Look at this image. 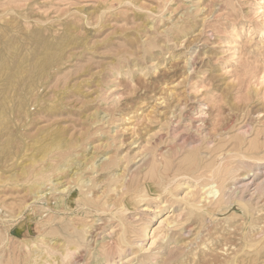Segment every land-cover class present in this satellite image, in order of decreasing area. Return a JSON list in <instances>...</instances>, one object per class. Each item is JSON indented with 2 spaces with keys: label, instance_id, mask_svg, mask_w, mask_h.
<instances>
[{
  "label": "rangeland",
  "instance_id": "1",
  "mask_svg": "<svg viewBox=\"0 0 264 264\" xmlns=\"http://www.w3.org/2000/svg\"><path fill=\"white\" fill-rule=\"evenodd\" d=\"M0 50V264H264V0H0Z\"/></svg>",
  "mask_w": 264,
  "mask_h": 264
},
{
  "label": "bare ground",
  "instance_id": "2",
  "mask_svg": "<svg viewBox=\"0 0 264 264\" xmlns=\"http://www.w3.org/2000/svg\"><path fill=\"white\" fill-rule=\"evenodd\" d=\"M35 38V37H34ZM34 38H32V39H34ZM65 38V37H64ZM39 40H41V39H38V41ZM37 41V40H36ZM34 42V41H33ZM64 42V41H63ZM38 44V43H37ZM40 44V43H39ZM43 46V45H42ZM4 47V46H3ZM63 47V46H62ZM10 48V47H9ZM47 48V47H46ZM54 48L55 47H53V50H54ZM4 50V49H3ZM50 50V49H49ZM1 51V50H0ZM8 51V50H7ZM6 51V52H7ZM48 51V49H46V53H48L47 52ZM51 51V50H50ZM10 52V51H9ZM1 53H3V52H1ZM1 53H0V63H1V61L3 60V58H2V56H1ZM43 53V52H42ZM51 53H52V51H51ZM40 55H41V53H39ZM44 55V54H43ZM55 55H59V53H56ZM55 55H53V56H55ZM4 56V55H3ZM49 57V56H48ZM47 57V58H48ZM39 59V58H38ZM38 59L36 60L37 62H38ZM45 59V58H44ZM17 60V59H16ZM40 60V59H39ZM42 60V59H41ZM50 60V59H49ZM18 61V60H17ZM44 61V60H43ZM45 61H48V60H45ZM44 61V62H45ZM4 62V61H3ZM21 62V61H20ZM22 62H24V61H22ZM41 61H39V63H37V64H39L40 66H39V68L42 66H44V65H41V64H44L43 62L42 63H40ZM16 63V62H15ZM15 63H13V65L15 64ZM20 65H21V63H19ZM45 64H48V63H46L45 62ZM4 66V65H3ZM17 66V63H16V65H15V68H18V66ZM1 67H2V65H1ZM45 68V67H44ZM44 68L42 69V70H44ZM41 71V70H40ZM38 72H39V70H38ZM42 73V72H41ZM7 77V76H6ZM9 78H10V76H8ZM5 78V77H4ZM8 78V79H9ZM8 79H6V80H8ZM8 82V84L10 83V87L12 86L11 85V82L10 81H7ZM2 83H4V82H2ZM7 84V85H8ZM6 85V84H5ZM9 86V85H8ZM3 93V92H2ZM4 94V93H3ZM18 97H19V95H17ZM4 97V96H3ZM19 101H20V97H19ZM20 103V102H19ZM1 105H2V103H0ZM1 108H2V106H0ZM1 108H0V110H1ZM170 117V116H169ZM99 118V117H98ZM103 118H104V116H103ZM98 122V121H97ZM100 122V121H99ZM98 122V123H99ZM102 122V121H101ZM50 145V144H49ZM120 145V144H119ZM41 149H42V146L40 147ZM50 149V148H49ZM48 149V150H49ZM45 150V149H44ZM46 150H47V148H46ZM46 150H45V153H43V154H47L46 153ZM77 154V153H76ZM75 155V154H74ZM42 156H46V155H42ZM73 157V156H72ZM71 157V158H72ZM75 157H76V155H75ZM108 157V156H107ZM119 157V156H118ZM56 158V157H55ZM66 158H69V157H66ZM89 158H91V157H89ZM109 158V157H108ZM107 158V159H108ZM40 159V158H39ZM43 159V158H42ZM92 159V158H91ZM94 159V158H93ZM105 159V158H104ZM69 160L71 161H74L73 160V158L72 159H70L69 158ZM67 161V163L68 164H65L64 165V167L66 168V166H70L71 164H69V162H68V160H66ZM99 162V161H98ZM66 163V162H65ZM75 163H77V167L75 168L74 166H73V168H75V170L74 171H72L70 174V176H71V178L72 177H75V179L76 180H78L80 183H82L84 186L86 185V183L87 182H85L84 180V176L83 177H80V174H81V172L83 171V169H84V167L82 166V165H79L80 164V160H77V162H75ZM51 164V163H50ZM53 164V163H52ZM72 164H73V162H72ZM83 164V163H82ZM86 164V163H85ZM91 164V166L90 167H92V168H95L94 170H93V172H96V171H98V168H100V165L102 166V162H101V164H95L94 163V161L93 162H91L90 163ZM107 164H105V166H106ZM63 166V165H62ZM62 166H58L57 168H58V170L57 171H59L60 173L61 172H63V170H64V167L62 168ZM86 166V165H85ZM71 167V166H70ZM87 167V166H86ZM103 167H104V165H103ZM120 167H121V165H120ZM259 167V166H258ZM44 168V167H43ZM42 168V169H43ZM49 168V167H48ZM50 168H51V165H50ZM49 168V169H50ZM88 168H89V166H88ZM109 168V167H108ZM122 169H123V167H121ZM256 168V167H255ZM42 169H41V171H42ZM87 169V168H86ZM90 169V168H89ZM103 169V168H102ZM116 169H117V167H116ZM120 169V168H119ZM46 170V169H45ZM66 170V169H65ZM73 170V169H72ZM92 170V169H91ZM121 170V169H120ZM85 171V170H84ZM229 171V173H227L226 175H228V180H231L232 181V185H237L238 186V188H239V190L238 191H240V189L242 190V187H246V185H250L251 183H245V182H243L242 181V179H240L239 180V177H237L236 175H235V173H233L232 171H230V170H228ZM55 172V171H54ZM92 172V173H93ZM112 172V171H111ZM121 172H122V170H121ZM260 172H262V171H260ZM259 172V173H260ZM126 173V172H125ZM51 174V173H50ZM57 174V173H56ZM84 174V173H83ZM91 174V173H90ZM123 174V173H122ZM122 174H116V173H112V176H114V177H116L117 178V181H118V179H122ZM253 174L254 175H256L257 173H254L253 172ZM226 175H225V177H226ZM59 176V175H58ZM90 178L92 177V176H89ZM89 177H88V179H89ZM114 177H112L113 179H114ZM49 178H51V177H49ZM58 178V177H57ZM111 178V179H112ZM56 179V178H55ZM125 179V178H124ZM245 179V178H244ZM252 179V178H251ZM47 180V179H46ZM250 180V179H249ZM70 181H73V180H70ZM90 180H88V182H89ZM116 181V180H115ZM126 181V180H125ZM227 181V180H226ZM122 182V181H121ZM38 183V182H37ZM40 183V182H39ZM78 183V182H77ZM263 184L264 183V178L261 180V182H260V184ZM41 184H42V182H41ZM72 184H73V182H72ZM79 184V183H78ZM81 184V185H82ZM211 184V183H210ZM210 184H207V185H210ZM47 185H49V189L50 190H48V192H45L46 190L45 189H47V187L46 188H42L41 189V187L39 186V187H37V189L38 190H36V192H37V194L35 195V197L34 198H36V197H39V196H43V195H46V194H50V193H52V192H54V191H65V190H68L69 188H70V185H68V184H66L65 185V183H63V181H57V182H53V180H49L48 181V184ZM87 185H88V183H87ZM89 185H90V183H89ZM222 185V184H221ZM255 185V184H254ZM72 186V185H71ZM73 186H74V184H73ZM79 186V185H78ZM114 186V185H113ZM233 186V187H234ZM260 185L258 184V185H255V188H258ZM264 186V185H263ZM82 189H84V187H82V186H80ZM214 187H215V185H214ZM213 186H209V187H207V189H206V191H204V194H205V196H207V198L208 197H210V196H212V197H217L218 196V194H219V191H218V189L219 188H214ZM72 188V187H71ZM119 188H120V186H119ZM221 188H223L222 186H221ZM230 188H231V186H230ZM250 188V187H249ZM164 189V188H163ZM252 189V188H251ZM32 190V189H31ZM165 190V189H164ZM229 190V189H228ZM234 190V189H233ZM250 190V189H249ZM121 191V190H120ZM66 192V191H65ZM222 192V191H221ZM247 192V191H246ZM250 192H251V190H250ZM261 192V191H260ZM226 193V192H225ZM249 193V192H248ZM53 194V193H52ZM191 194V193H190ZM240 195H241V192L239 193ZM34 195V194H33ZM187 195H189V194H187ZM225 194L224 193H222V196H224ZM234 195V194H233ZM262 195V194H261ZM260 195V196H261ZM264 195V194H263ZM262 195V196H263ZM200 196H202V195H200ZM248 196V195H247ZM145 197V196H144ZM225 197V196H224ZM253 197V196H252ZM33 198V199H34ZM58 198V197H57ZM244 198H245V195H244ZM249 198V197H248ZM242 199H243V197H242ZM253 199V198H252ZM261 199V198H260ZM250 200V199H249ZM256 201V200H255ZM258 201V200H257ZM186 202H188V201H186ZM197 202V201H196ZM201 202V201H200ZM108 203V202H107ZM110 203H112V202H110ZM189 204H190V202H188ZM243 203V202H242ZM258 203V202H257ZM165 204V203H164ZM192 204V203H191ZM243 204H245V203H243ZM140 205V204H139ZM142 205V204H141ZM193 205V204H192ZM246 205V204H245ZM69 206V205H68ZM189 206V205H188ZM190 207V206H189ZM192 208L194 207V208H197V209H199V206L198 205H196V204H194L193 206H191ZM125 208V207H124ZM142 209H144V208H142ZM145 209H147V207L145 208ZM191 209V208H190ZM201 209V208H200ZM185 210V209H184ZM138 211H139V209H138ZM142 211V210H141ZM200 211V210H199ZM123 212V211H122ZM132 213V212H131ZM141 214V213H140ZM141 216V215H140ZM143 216V215H142ZM146 217V216H145ZM131 219H132V217H131ZM138 219V218H137ZM143 219V218H142ZM141 219V220H142ZM135 220V219H134ZM139 220V219H138ZM146 220V219H145ZM184 220H186V218L184 219ZM182 221V220H181ZM143 222V221H142ZM183 222V221H182ZM170 223H172V222H170ZM189 223V222H188ZM181 224V223H180ZM66 225V224H65ZM179 225V224H178ZM184 225V224H183ZM182 225V226H183ZM189 225V224H188ZM139 226V225H138ZM180 226V225H179ZM191 226V225H190ZM83 227V226H82ZM86 227V226H85ZM84 227V228H85ZM141 227V226H140ZM188 227V226H187ZM186 227V228H187ZM89 228V227H88ZM185 228V229H186ZM50 229V228H49ZM73 229V228H72ZM180 229V228H179ZM84 230V229H83ZM61 231V230H60ZM72 231V230H71ZM182 231V230H181ZM187 231V230H186ZM92 232V231H91ZM111 232V231H110ZM120 232H122V231H120ZM70 233V232H69ZM184 233V232H183ZM85 234V233H84ZM94 234H95V232H94ZM93 234V235H94ZM99 234V233H98ZM103 234V233H102ZM81 235H82V233L80 232V230H77V231H75V233L74 234H70V235H67V238L66 239H63L65 242H63V244H61L60 242H62V241H59V243L61 244V247L59 248V249H54V248H48L47 246H44L45 245V243L47 242H45L43 245H42V248H39L40 250H44V252L47 254L46 255V257L44 258V262H49L50 261V259L51 258H53V257H55V256H59V258L61 257L62 259H65L66 257H68L70 254H73L77 249H78V247L83 243H85V242H87V236H86V238H82V239H80L81 238ZM89 235V234H88ZM92 235V236H93ZM100 235V234H99ZM123 235V234H122ZM139 235V234H138ZM43 236V235H42ZM63 236V235H62ZM108 236V235H107ZM91 237V236H90ZM89 237V238H90ZM96 237V236H95ZM98 237V236H97ZM134 237V236H133ZM40 238V237H39ZM42 238V237H41ZM40 238V239H41ZM94 238V237H93ZM92 238V239H93ZM104 238V237H103ZM59 239V238H58ZM61 239V238H60ZM59 239V240H60ZM96 239V238H95ZM187 239V238H186ZM91 240V239H90ZM103 240V239H102ZM121 240V239H120ZM92 241V240H91ZM100 241H101V239H100ZM122 241V240H121ZM134 241V240H133ZM41 242V241H40ZM42 242H44V241H42ZM90 242V241H89ZM94 242V241H93ZM125 242H127V240L125 241ZM95 243V242H94ZM93 243V244H94ZM97 243V242H96ZM138 243H140V242H138ZM138 243H136V244H138ZM42 244V243H41ZM98 244V243H97ZM100 244V243H99ZM129 244V243H128ZM54 245V244H53ZM52 245V246H53ZM124 245V244H123ZM130 245H134V244H130ZM140 245V244H139ZM34 246V245H33ZM48 246H51V245H48ZM58 246V245H57ZM82 246V245H81ZM96 246V245H95ZM98 246V248L100 247L99 245H97ZM140 246H142V245H140ZM54 247V246H53ZM83 247V246H82ZM85 247V246H84ZM37 249H38V245H37ZM96 249V248H95ZM100 251H102L101 249H100ZM123 251H126V249L125 250H122V247L120 246L119 247V252L118 253H121V252H123ZM128 251V250H127ZM77 252V251H76ZM96 252H97V249H96ZM36 253H38L39 254V252H35V254ZM44 253V254H45ZM79 253V252H78ZM43 254V253H42ZM41 254V255H42ZM43 254V255H44ZM76 254V253H75ZM99 254V252L96 254V255H98ZM123 254H125V253H123ZM41 255H39V256H41ZM78 255H80V254H78ZM103 255V254H102ZM82 256V255H81ZM35 257H36V255H35ZM43 257V256H42ZM30 259L32 258V257H29ZM37 258H38V256H37ZM75 258V257H74ZM73 258V259H74ZM34 259V258H33ZM38 259H40V258H38ZM42 259V258H41ZM72 259V260H73ZM102 259H104L105 260V258H102ZM32 260V259H31ZM55 260V259H54ZM68 260V259H67ZM66 260V261H67ZM103 260V261H104ZM64 261V260H63ZM80 261H81V259H80ZM83 261V260H82ZM95 261H98V260H95ZM94 261V262H95ZM120 261V260H119ZM32 262V261H31ZM30 262V263H31ZM35 262H36V260H35ZM41 262L43 263V261L41 260ZM52 262V261H51ZM55 262V261H54ZM93 262V261H92ZM105 262V261H104ZM29 263V262H28ZM59 263V262H58ZM70 263V262H69ZM72 263H73V261H72ZM31 264H34V263H31ZM92 264V263H91ZM99 264H100V262H99ZM118 264V263H117ZM120 264H122V262L120 263Z\"/></svg>",
  "mask_w": 264,
  "mask_h": 264
}]
</instances>
